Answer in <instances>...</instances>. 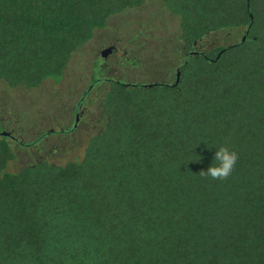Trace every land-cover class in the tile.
<instances>
[{"label":"trees","instance_id":"obj_1","mask_svg":"<svg viewBox=\"0 0 264 264\" xmlns=\"http://www.w3.org/2000/svg\"><path fill=\"white\" fill-rule=\"evenodd\" d=\"M147 1L0 0V83H61L96 31ZM157 1L179 18L174 83L112 80L78 161L11 172L0 133V264H264V0ZM227 29L243 37L197 51ZM225 142L233 174L199 175Z\"/></svg>","mask_w":264,"mask_h":264},{"label":"rangeland","instance_id":"obj_2","mask_svg":"<svg viewBox=\"0 0 264 264\" xmlns=\"http://www.w3.org/2000/svg\"><path fill=\"white\" fill-rule=\"evenodd\" d=\"M241 30L212 33L197 51L236 44ZM184 59L179 18L161 2L148 0L96 31L72 56L61 83L48 80L36 89L0 83V133L10 136L16 151L9 171L41 161L64 165L80 160L92 136L104 128V99L112 80L172 84Z\"/></svg>","mask_w":264,"mask_h":264},{"label":"clouds","instance_id":"obj_3","mask_svg":"<svg viewBox=\"0 0 264 264\" xmlns=\"http://www.w3.org/2000/svg\"><path fill=\"white\" fill-rule=\"evenodd\" d=\"M215 150L211 165L207 171H201L199 175L207 179L224 182L233 174L239 155L237 151L228 146L227 142L217 145Z\"/></svg>","mask_w":264,"mask_h":264},{"label":"flooded vegetation","instance_id":"obj_4","mask_svg":"<svg viewBox=\"0 0 264 264\" xmlns=\"http://www.w3.org/2000/svg\"><path fill=\"white\" fill-rule=\"evenodd\" d=\"M110 51L112 50V48L111 49H109Z\"/></svg>","mask_w":264,"mask_h":264},{"label":"water","instance_id":"obj_5","mask_svg":"<svg viewBox=\"0 0 264 264\" xmlns=\"http://www.w3.org/2000/svg\"><path fill=\"white\" fill-rule=\"evenodd\" d=\"M111 52V51H110Z\"/></svg>","mask_w":264,"mask_h":264}]
</instances>
